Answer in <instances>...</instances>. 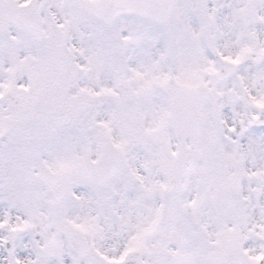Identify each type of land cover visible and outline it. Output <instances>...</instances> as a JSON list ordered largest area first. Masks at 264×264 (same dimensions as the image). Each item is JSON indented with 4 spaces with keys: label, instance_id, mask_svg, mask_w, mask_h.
Segmentation results:
<instances>
[{
    "label": "snow or ice",
    "instance_id": "snow-or-ice-1",
    "mask_svg": "<svg viewBox=\"0 0 264 264\" xmlns=\"http://www.w3.org/2000/svg\"><path fill=\"white\" fill-rule=\"evenodd\" d=\"M0 264H264V0H0Z\"/></svg>",
    "mask_w": 264,
    "mask_h": 264
}]
</instances>
